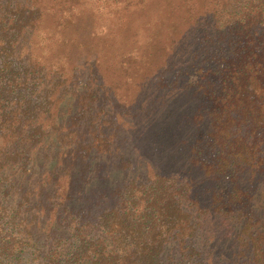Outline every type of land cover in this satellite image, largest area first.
<instances>
[{"label":"trees","instance_id":"1","mask_svg":"<svg viewBox=\"0 0 264 264\" xmlns=\"http://www.w3.org/2000/svg\"><path fill=\"white\" fill-rule=\"evenodd\" d=\"M47 1L0 0V264H264V0H175L196 28L186 66L170 50L192 101L181 171L201 181L136 173L76 86L86 65L32 50L97 4L59 0L51 29Z\"/></svg>","mask_w":264,"mask_h":264},{"label":"rangeland","instance_id":"2","mask_svg":"<svg viewBox=\"0 0 264 264\" xmlns=\"http://www.w3.org/2000/svg\"><path fill=\"white\" fill-rule=\"evenodd\" d=\"M94 1L97 5L75 4L73 22L69 19L54 36L42 33L35 37L32 50L40 54L54 50L62 58L70 57L67 71L86 65L77 75L76 86L81 88L89 81L90 87L99 91L101 97L94 111L103 108V119L113 123L117 120L114 125H118L119 139H123L119 142L120 152L135 165L138 175L153 179V167L161 166L165 174L180 172L201 181L199 172L181 171L185 146L179 147V140L187 130L184 122L180 130L176 124L192 101L187 99L182 85L183 72L172 69L174 53L170 51L177 50L176 60L186 66L187 43L193 39L195 26L185 21V12L175 0H120L117 6L114 0ZM58 2H46L54 16H48L44 25L51 29ZM196 5L199 6L197 0ZM109 8L114 10L111 14L105 12ZM114 125L110 124L106 132L116 129ZM173 132L178 136L173 137ZM160 146L162 149L156 152Z\"/></svg>","mask_w":264,"mask_h":264}]
</instances>
